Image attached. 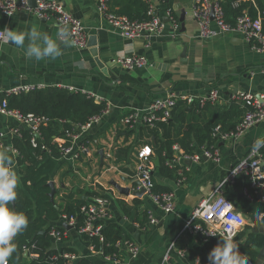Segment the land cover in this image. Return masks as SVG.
Here are the masks:
<instances>
[{"label":"crops","instance_id":"0c3cea01","mask_svg":"<svg viewBox=\"0 0 264 264\" xmlns=\"http://www.w3.org/2000/svg\"><path fill=\"white\" fill-rule=\"evenodd\" d=\"M53 1L61 4L86 28V48L78 49L69 41H61L52 19H38L24 10L16 11L11 16L0 11V32L9 28L30 33L35 29L57 40L62 51V55L55 60L37 62L25 56L29 43L27 37L24 47L0 41V98L12 89L31 86L88 95L96 104L105 105L104 112L87 129L73 134L74 137H67L62 132L57 138L60 140L58 144L69 143L74 151L72 154L84 147L88 149V154L77 159L68 155L58 161L52 180L54 195L57 193L54 203L56 206L62 204L61 197L69 193L84 195L86 200L83 202L86 204L102 198L108 213L103 221L120 230V236L116 237L120 243L116 257L104 256L92 250L85 236L80 235L73 225L66 224L62 216L51 222L50 227H62L65 235L59 243H55L47 234L50 245L45 248L44 258L47 259L54 252L62 257L65 254L74 255L76 259L70 264H198L197 260L199 264H210L208 254L219 244L218 239L224 238L218 228L201 220H196L191 226H187V222L197 205L217 189L223 195L232 194L237 183L236 201L245 197L251 199V203L263 191L256 193L248 176L237 175L233 179H229V176L254 149L257 139H264V120L238 137L222 139L219 134L215 143L217 162L206 158L182 160V155L173 149L177 146L174 145L172 159L165 161H168L169 168L176 169L174 178L162 175L159 172L160 159L154 155L150 157L154 188L164 191L160 193H173L174 210L170 213H165L150 196L143 193L142 197H138L136 194L139 190L135 173L137 156L142 148L148 146V137L145 136L148 126L141 120L153 101L169 95L201 98L209 91H218V102H207L211 106L202 108L201 118L197 121L200 125L213 122L216 119L213 112L227 111L232 104L235 105L231 97L238 93H251L256 97L263 95L264 73L261 69L264 67V51H253L250 42L234 33L199 39L197 24L192 17L191 0H152L154 14L163 23L164 29L160 35L147 40L121 37L97 11L96 0ZM252 1L256 3V0ZM259 2L262 9L258 14L264 16V0ZM117 9L111 0L110 10L115 12ZM168 14L176 20L177 28ZM129 56H142L146 61L145 66L125 69L116 62ZM131 113L136 115L137 120L132 125H126L124 118ZM237 127L226 134L236 132ZM21 129L29 127L14 117L0 114V151L7 153L16 173L18 152L13 148L12 140L18 137ZM100 150L104 153L102 162L98 154ZM180 150L184 153L183 149ZM195 153L199 156L201 150L197 149ZM163 156L166 157L165 154ZM157 159L156 166L153 161ZM170 161L173 162L169 165ZM245 177L249 186L244 188L242 179ZM114 185L129 188V195H120ZM230 189L233 191L230 192ZM149 217L155 218L156 223L150 224ZM253 226L248 217L240 232L248 234L247 231ZM205 230L216 234L208 236L203 232ZM212 237L217 242L209 250L204 238ZM126 241L138 248L136 256L129 252L124 244ZM172 242H175V246L170 261L164 262L163 257ZM53 244L55 248L51 249ZM53 257L55 255L49 259ZM39 258V254L31 256L24 253L23 261L18 264H31ZM247 264H255V261H248Z\"/></svg>","mask_w":264,"mask_h":264},{"label":"trees","instance_id":"16d2710c","mask_svg":"<svg viewBox=\"0 0 264 264\" xmlns=\"http://www.w3.org/2000/svg\"><path fill=\"white\" fill-rule=\"evenodd\" d=\"M112 1L118 9L115 12L111 11V0H108L110 13L125 16L130 20H148V6L144 0ZM220 5L224 13V21L230 25H234L236 18L244 11L251 18H256L259 16L260 9H262L259 0H256V3L252 0H222ZM3 98L7 100L9 109L18 111L23 116L33 115L44 117L47 120L40 125L37 136L30 129H21L18 131V137L12 140V146L18 152L16 158L18 184L15 189L17 196L14 207L11 203L8 207L17 213H23L28 219V225L14 239L13 243L16 250L9 258L8 264H18L23 261V254L25 253L22 249L23 246L30 249L34 246L31 251L40 255V258L31 264H67L65 258L54 252L50 253L47 259L44 258L45 248L50 245L47 237L51 228L50 223L65 216L67 219H74L75 228L81 227L84 224L85 216L80 212V208L86 203L77 200L74 193L63 194L61 197L62 204L57 205L58 208H55L56 204L50 201L48 183L53 180L57 163L63 157L62 149L56 139L60 137L62 132L77 133L76 127L86 124L93 117H100L105 110V105L96 104L88 95L71 93L58 88H37L27 93L1 95L0 99ZM234 103L236 104H232L227 111L213 112L216 117L213 122L200 125L197 121L201 118L202 108H208L211 105L206 103L200 106L197 102L186 104L183 101H177L166 121L158 120L153 122L152 126L147 125V130H145V136L148 137L147 145L151 147V158L154 155L161 161L159 172L162 175L174 178L173 174L176 169H173V171L168 167V161L165 162L167 159H172V147L174 145L183 149L185 156L196 154L197 149H206L211 152L215 150L217 148L215 143L218 142L217 136L229 133L228 131L234 128L236 129L245 113L249 111L244 102L234 101ZM198 113L200 115L196 116ZM32 140H34V143H32ZM62 146L65 148L70 145L64 143ZM260 150L264 158V146ZM176 178L178 179V177ZM242 180V187H248V178L245 177ZM237 186V183H235V190H229L230 192L233 191L232 194L224 193L225 197L233 205L235 204L239 211L246 214L255 226H264V217L260 219L256 215V209L258 208L261 212H264V202L260 201L257 206H253L250 200L245 197L236 201ZM157 192L160 194L164 191H157L154 188L153 193ZM85 194L90 195L88 192H85ZM94 224L101 225L100 233L103 240H100L99 237L88 238L87 236H85V239L90 242L94 250L101 252L104 256L116 257L120 243L116 237L120 236V230L115 225L106 223L103 220H96ZM58 229L63 230L62 227H58ZM39 231H44V233L36 235V232ZM204 239H207L206 243L209 250L213 248L214 244L216 245L217 241L213 237ZM218 241L219 244L223 243L221 237ZM233 242H236L241 257L252 263L258 258L259 249L264 243V236L262 234L239 232ZM53 255L55 257L49 259ZM79 264L85 263L80 262Z\"/></svg>","mask_w":264,"mask_h":264},{"label":"built area","instance_id":"2783aa9c","mask_svg":"<svg viewBox=\"0 0 264 264\" xmlns=\"http://www.w3.org/2000/svg\"><path fill=\"white\" fill-rule=\"evenodd\" d=\"M29 0H0V11L6 16H11L16 11L24 10L32 13L38 19L50 20L52 19L57 26L59 39L65 41L63 37L60 36L61 30H66L69 33L68 41L71 42L78 49H85L87 46V34L86 28L82 23L74 18L70 13H68L61 4L56 3L53 0H33L34 7H31L28 3ZM148 6L147 16L148 20L137 21L130 20L125 16L114 15L108 10V0H96L97 11L104 18L108 26L117 31L119 35L125 39L136 40V39H150L156 37L162 33L164 29L163 23L155 16L152 0H144ZM222 0H191L192 4V17L197 24V37L201 40L211 39L224 34H238L246 42L251 43V48L256 52L264 51V20L263 15H259L256 18H251L246 11H244L235 20L234 25L225 23L224 13L221 8ZM237 5V4H236ZM213 14V18L211 17ZM169 15V14H168ZM172 24L177 28V22L174 18L169 15ZM214 25V27L212 26ZM0 41H3V37L0 36ZM120 66L125 69L141 68L146 64L145 59L142 56H129L116 61ZM264 73V67L261 69ZM35 88L31 86L19 87L10 90L6 95L27 93L33 91ZM220 94L216 90L209 91L208 95H204L201 98L191 97H175L169 95L164 99H157L153 101L145 111V116H143L141 122L152 126L155 121H166L171 114L172 109L176 105L177 101H183L186 104H192L197 102L200 106H203L207 102H218ZM235 102H244V104L249 108V111L245 113L244 118L239 123L236 132L230 134L221 135L222 139H228L231 137H238L241 133L251 126L258 124L264 120V94L259 95V97L254 96L251 93H238L231 97ZM0 114L6 117H14L18 122H21L29 127L35 136L38 135L39 127L44 124L47 120L44 117H35L33 115L23 116L18 111L8 108V103L6 99H0ZM98 117L91 118L86 124L77 126L76 131L81 132L87 129L91 123L96 122ZM137 117L135 114H128L124 118V123L126 125H132L136 122ZM217 132V130H216ZM73 133V134H77ZM66 131L65 135L67 137H74V135ZM57 143L60 140L56 139ZM34 143V140H32ZM62 149L63 157L70 156L72 159H77L82 154H88L87 148H82L75 154H72V147H63L59 144ZM262 147V146H261ZM261 147L258 149H252L247 157L242 159L238 165L230 172L229 179H233L237 175L248 176L252 188L257 193L259 190L264 191V158L261 154ZM173 149L181 154L182 160L188 161L199 160L200 158L212 159L215 162L218 161V150L215 149L212 152L206 149H201L200 155L196 156H185L181 152L178 146H174ZM151 148L146 146L142 148L138 153V161L136 164V177L139 182V189L144 192V195H148L152 200L160 205L161 209L165 213H170L174 210L173 205V193H160L154 194V182L152 180L151 172ZM173 161H170L169 165ZM251 200V199H250ZM260 201L264 202V196ZM105 201L102 198H96L92 203H88L80 208V212L85 216L84 224L77 228L80 235L87 236L88 238L99 237L103 240L101 236V225H95L96 220H105L108 216L107 210L105 208ZM240 212L236 210L234 205L226 198L219 189H217L210 197L202 200L197 207L193 210L190 220L187 222L188 225H192L196 220H201L208 225H212L218 228L220 234L223 238L230 237L232 240L235 235L241 231L244 227V223H239ZM264 215H260L259 218H263ZM66 224L74 226V219L63 217ZM149 223L155 224L156 219L149 217ZM198 230L200 227L197 228ZM208 236H213L216 233L212 231H203ZM65 232L56 227H51L48 231V236L53 239L55 243H59L64 237ZM128 246L129 252L132 256H136L138 253V248L132 243L126 241L124 242ZM175 246V242H172L166 251L163 261L168 262L171 258V252ZM92 250L94 247L90 246ZM34 248V246L32 247ZM32 248L23 246V251L26 254L35 256ZM63 257L66 259L67 264L76 257L71 254H65ZM243 260L247 264V259Z\"/></svg>","mask_w":264,"mask_h":264},{"label":"clouds","instance_id":"9594fccd","mask_svg":"<svg viewBox=\"0 0 264 264\" xmlns=\"http://www.w3.org/2000/svg\"><path fill=\"white\" fill-rule=\"evenodd\" d=\"M5 43L14 44L17 47H24L25 39L29 40L25 50V56L35 61L45 59L55 60L62 55L57 40L46 33H40L33 29L30 33L17 32L6 28L0 32ZM60 36L67 42L69 33L61 30ZM264 146V139H257L254 149ZM12 161L6 152L0 151V264H8L9 258L15 252L14 239L27 228L28 219L23 213L11 210L8 205L15 201V191L18 184L16 172L11 167ZM256 215H264L258 208ZM245 214L240 213L239 223H244ZM210 264H246L237 250L236 244L230 237H226L222 244L215 246L208 254ZM198 264H199V260Z\"/></svg>","mask_w":264,"mask_h":264},{"label":"water","instance_id":"95a60500","mask_svg":"<svg viewBox=\"0 0 264 264\" xmlns=\"http://www.w3.org/2000/svg\"><path fill=\"white\" fill-rule=\"evenodd\" d=\"M29 5L31 6H34V1L33 0H29L28 1ZM211 17L213 18V14H211ZM8 151V150H7ZM100 158H101V162H102V159L104 158V153L102 150H100L98 152ZM189 162H187L188 164ZM153 164L154 165H158V159L157 160H154L153 161ZM190 164V163H189ZM136 185L139 187V182H136ZM48 187L50 189V193H49V197H50V201L51 202H54V193H55V187H54V183L52 181H50L48 183ZM115 189L117 190V192L120 194V195H123V196H128L129 195V192H130V189L129 188H120L119 186L117 185H114ZM143 191L141 189H139L137 191V196L138 197H142L143 196ZM263 191L261 193H259L256 198L254 199V201L251 203V205L253 206H257L258 202L262 199L263 195H262ZM76 198L78 200H81V201H85L86 200V197L84 195H80V196H76ZM12 204V206L14 207V201L10 202ZM55 208H58L56 205H55ZM246 217V220L248 219V216H245ZM67 225L65 224L64 227H66ZM243 229V228H242ZM241 229V230H242ZM44 231H39V232H36V234H43ZM248 234H262L264 236V226H253L251 227L248 231H247ZM55 248V245L53 244L51 246V249H54ZM255 264H264V243L262 245V247L259 249V252H258V258L255 260Z\"/></svg>","mask_w":264,"mask_h":264}]
</instances>
